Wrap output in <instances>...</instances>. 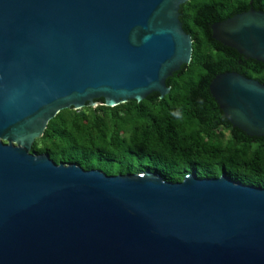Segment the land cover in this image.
I'll return each mask as SVG.
<instances>
[{
  "label": "water",
  "instance_id": "95a60500",
  "mask_svg": "<svg viewBox=\"0 0 264 264\" xmlns=\"http://www.w3.org/2000/svg\"><path fill=\"white\" fill-rule=\"evenodd\" d=\"M190 1L0 0V264H264L263 188L109 176L32 152L64 110L167 96L193 57ZM211 31L264 64V12ZM210 93L233 128L264 138V84L225 73Z\"/></svg>",
  "mask_w": 264,
  "mask_h": 264
},
{
  "label": "trees",
  "instance_id": "16d2710c",
  "mask_svg": "<svg viewBox=\"0 0 264 264\" xmlns=\"http://www.w3.org/2000/svg\"><path fill=\"white\" fill-rule=\"evenodd\" d=\"M251 9L264 12V0H191L183 5L180 20L192 36L193 57L167 80V96L154 93L141 103L114 108L64 110L32 152L109 176L151 172L180 183L190 174L199 179L226 174L264 189V138L233 128L210 93L212 81L225 73L264 84L263 63L212 38V25Z\"/></svg>",
  "mask_w": 264,
  "mask_h": 264
}]
</instances>
